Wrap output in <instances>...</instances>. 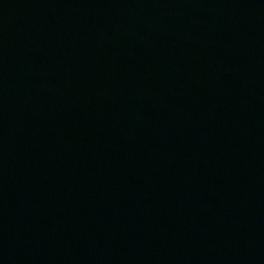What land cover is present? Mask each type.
I'll return each mask as SVG.
<instances>
[{"label": "water", "instance_id": "water-1", "mask_svg": "<svg viewBox=\"0 0 264 264\" xmlns=\"http://www.w3.org/2000/svg\"><path fill=\"white\" fill-rule=\"evenodd\" d=\"M0 264H264V0H0Z\"/></svg>", "mask_w": 264, "mask_h": 264}]
</instances>
